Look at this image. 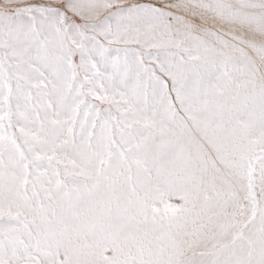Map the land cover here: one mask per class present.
<instances>
[{
  "label": "snow or ice",
  "instance_id": "6c2138e0",
  "mask_svg": "<svg viewBox=\"0 0 264 264\" xmlns=\"http://www.w3.org/2000/svg\"><path fill=\"white\" fill-rule=\"evenodd\" d=\"M0 264H264V0H0Z\"/></svg>",
  "mask_w": 264,
  "mask_h": 264
}]
</instances>
